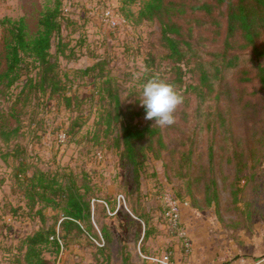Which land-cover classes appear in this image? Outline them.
Segmentation results:
<instances>
[{
	"label": "rangeland",
	"instance_id": "1",
	"mask_svg": "<svg viewBox=\"0 0 264 264\" xmlns=\"http://www.w3.org/2000/svg\"><path fill=\"white\" fill-rule=\"evenodd\" d=\"M147 1L61 0L62 28L51 52L58 42L67 44L65 55H58V73L70 100L39 92L25 97L24 76L0 96V122L18 126L17 142L23 149L18 159L0 158V264H23L20 241L41 225L36 210L43 205L29 208L24 175L15 176L20 166L26 168V176L41 169L63 182L72 180L90 202V223L63 238L58 226L61 209L42 207L44 225L55 224L61 244L58 251L44 250L47 264H122L123 254L131 264H159L154 259L166 253L174 261L176 249L180 262L188 263L194 245L187 234L190 223L210 236L209 246L230 251V261L264 264V149L255 166L239 171L236 162L226 160L220 137L216 135L210 157L209 136L202 134L187 162L186 148L175 139L183 132L168 128L169 152L156 160L145 157L135 185L121 147H116L118 130L105 119L107 89L116 91L124 105H133L140 102L144 82L143 74L141 79L134 74L143 65L150 69L148 75L174 78L168 53L159 43L158 23L138 16ZM50 6L53 0H0V72L7 37L4 20L23 19L32 39L40 13ZM106 8L121 21L117 27L101 22ZM86 68L90 69L85 72ZM194 83L189 67H182L181 82L175 86L183 95L180 108L193 109ZM247 127L239 132L252 135ZM0 145L6 150L13 143ZM212 180L217 198L209 201ZM172 202L178 210L176 225L170 219ZM102 226L113 240L104 250Z\"/></svg>",
	"mask_w": 264,
	"mask_h": 264
},
{
	"label": "trees",
	"instance_id": "2",
	"mask_svg": "<svg viewBox=\"0 0 264 264\" xmlns=\"http://www.w3.org/2000/svg\"><path fill=\"white\" fill-rule=\"evenodd\" d=\"M138 16L159 25V43L168 53L174 75L168 82L174 86L180 84L182 67H189L195 83L191 86L193 109L188 111L178 106L175 123L163 127L156 125L154 119H145L146 109L140 102L124 105L116 91L107 89L106 124L118 130L116 147H121L133 183L140 182L145 157L156 160L163 151L169 152L165 140L168 128L183 132L175 139L186 148L187 162L199 136L207 134L210 157L218 135L228 162H236L241 167L239 171L255 166L264 149V122L256 125L264 121L261 119L264 114V0H148ZM62 20L61 0H53V6L40 13L38 30L32 39L28 38L23 19L4 20L7 37L0 96L24 76L21 91L25 97L39 92L47 98L58 95L66 102L70 100L64 94L67 84L58 73V55H65L67 44L60 41L55 45V52H51L54 38L60 35ZM243 125H248L252 135L239 132ZM18 135V126L0 122V144L13 143L6 150L0 145L1 159L21 157L23 149L17 142ZM25 173L26 168L20 166L15 176L24 175V196L29 208L36 203L59 207L62 238L72 232H82V223H90L91 207L79 187L72 180L63 182L41 169H35L29 176ZM211 184L214 189V180ZM216 198L214 189L208 200ZM42 207L36 210L41 225L20 241L23 264H47L44 250L52 247L58 251L61 246L55 224L44 225ZM101 232L105 241L100 250H104L113 240L107 228L102 226ZM122 264H131L127 254L122 256Z\"/></svg>",
	"mask_w": 264,
	"mask_h": 264
},
{
	"label": "clouds",
	"instance_id": "3",
	"mask_svg": "<svg viewBox=\"0 0 264 264\" xmlns=\"http://www.w3.org/2000/svg\"><path fill=\"white\" fill-rule=\"evenodd\" d=\"M150 69L143 65L136 79L144 82L141 87L140 103L146 109L145 119L155 120L158 126H170L175 123V111L183 103V95L176 87L158 74L148 75Z\"/></svg>",
	"mask_w": 264,
	"mask_h": 264
},
{
	"label": "crops",
	"instance_id": "4",
	"mask_svg": "<svg viewBox=\"0 0 264 264\" xmlns=\"http://www.w3.org/2000/svg\"><path fill=\"white\" fill-rule=\"evenodd\" d=\"M187 234L192 244H194L191 249V256L186 259L189 264H243L240 261H230V251H222L221 249H217L216 246H209L207 242H209L210 236L203 234L201 228H193L190 223L187 225ZM203 241L206 242L203 243ZM174 253V262L181 263L182 257L179 256L181 255L179 250L176 249ZM252 253H255V250ZM252 264H257V261Z\"/></svg>",
	"mask_w": 264,
	"mask_h": 264
},
{
	"label": "built area",
	"instance_id": "5",
	"mask_svg": "<svg viewBox=\"0 0 264 264\" xmlns=\"http://www.w3.org/2000/svg\"><path fill=\"white\" fill-rule=\"evenodd\" d=\"M101 22L105 26H109L111 28L117 27L121 21L116 17L114 11L110 8H106L101 16ZM99 155V154H98ZM170 219L172 220L173 224L176 225L178 220V210L175 205V202L170 204ZM159 264H188V263H176L170 259V254H164L161 258L154 259Z\"/></svg>",
	"mask_w": 264,
	"mask_h": 264
}]
</instances>
